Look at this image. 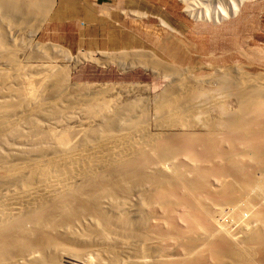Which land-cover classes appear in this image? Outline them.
<instances>
[{"label":"bare ground","instance_id":"6f19581e","mask_svg":"<svg viewBox=\"0 0 264 264\" xmlns=\"http://www.w3.org/2000/svg\"><path fill=\"white\" fill-rule=\"evenodd\" d=\"M52 4L0 0V52L12 37V26L4 21L17 23L34 13L41 21ZM33 47L37 56L50 50L73 67L79 62L56 45ZM10 54L5 60L0 53V264H264V75L216 69L201 79L159 63L150 71L170 81L156 95L159 116L152 125L170 132H149L145 105L132 117L125 107L101 103L100 126L86 134L63 128L58 133L53 126L46 131L43 122L62 121L72 103L99 106L97 90L70 83L69 69L50 70L44 80L37 70L41 81L34 82L35 74L21 72ZM22 73L34 79L23 78L20 86ZM14 76L17 87L11 84ZM194 80L215 85L217 99L228 92L236 109L225 111L220 100L215 103L191 85L178 112L193 115L197 127L208 132L171 133L166 113L178 105L175 89ZM213 106L219 115L206 123L200 116ZM124 110L130 116L122 121ZM181 153L185 171L162 165ZM253 169L263 177L252 176ZM222 209L227 221L218 223Z\"/></svg>","mask_w":264,"mask_h":264},{"label":"rangeland","instance_id":"374dc122","mask_svg":"<svg viewBox=\"0 0 264 264\" xmlns=\"http://www.w3.org/2000/svg\"><path fill=\"white\" fill-rule=\"evenodd\" d=\"M49 2L53 4L48 8L45 17L41 19L42 22L35 19L38 14L34 11H31L34 13V16L31 13V19L17 23L13 19L3 22V25L9 24V28L12 26L10 35L12 37L6 39L8 44L6 49L0 52L3 55L1 58L12 52L14 61L21 72L28 70L30 75L33 73L31 75L33 76L40 70L41 77L38 75L39 72L37 73L39 79L47 74L50 76V70L54 72V70L69 69L70 83L86 84L91 86L92 91L97 90L93 97L94 102L99 103V106L96 105L89 109L80 101L75 105L72 103L71 109L68 108L62 113L64 118L62 121L55 123L45 120L46 122H43L46 123L44 126L46 131L53 126L54 131L57 130L58 133L62 132L60 128H63V131L74 133L82 129V132H79L83 133L84 129L85 132L87 128L98 127L100 126V115L104 110L100 108V105L103 103L109 106L116 105L117 108L125 107L130 111V115H134L132 117L141 115L145 105L147 120L145 127L153 134L166 132L164 129H155L156 127L152 125V119L159 116L155 111L157 96L170 81L150 71L152 65L159 63L172 69L186 70L191 76L201 79L212 75L216 69L238 68L247 74L264 75V0H49ZM192 5L195 10L192 9ZM203 6L207 11H203L205 10ZM197 11L202 14L200 15ZM195 13L198 14L197 17ZM212 13H214L213 16H211ZM224 13L227 19L223 17ZM214 15L219 18L215 19ZM214 20L218 22L215 23ZM13 37L15 41L12 40ZM37 44L40 46L56 45L62 51L68 52L70 57L79 58V62L73 67V63L66 60L65 55L51 54L50 50L47 51L46 56H37V52L33 51L35 48L33 46ZM138 56H145L144 61L149 64L142 65L136 60L141 59ZM26 75H21L22 80L15 76L11 77V84L15 85L19 80L17 83L21 86L20 82H23V78L28 80L33 78ZM37 76L35 74L36 78L32 81H41L37 80ZM191 85L196 89L194 91L202 96H208L215 103L220 100L225 111L233 112L236 109L234 100L228 92H223L221 94L223 97L217 99L219 92H214L217 87L213 84L194 80L190 84L178 85L175 89L179 98L178 105L166 113L174 127L171 133L203 135L208 132V130L197 127L196 117L178 112L184 109L183 95L189 93L187 88ZM100 90L102 91L99 92ZM185 91L186 93L182 94ZM168 99L171 100L169 97ZM186 109L191 110V108ZM120 115L122 117L119 118L122 121L130 116L125 110ZM217 115H219L218 108L213 106L205 109L200 117L206 123H213ZM163 116L165 115H161V118ZM65 117L68 118V122L64 121ZM107 118H112V115L107 114ZM47 122L50 123L47 124ZM68 126L73 130L66 129ZM59 129L61 131H58ZM86 133L87 131L84 134ZM193 149L195 148H190V150ZM184 157L186 156L182 153L178 156L179 160L176 157H169L166 159L168 163L162 165L185 171L183 166L187 163H181L187 160ZM251 175L256 179L263 177L259 169H253ZM210 182L213 186L217 185L214 177H210ZM225 211L227 210H221L222 218L216 217L218 223L227 221ZM244 214L243 212V216Z\"/></svg>","mask_w":264,"mask_h":264}]
</instances>
